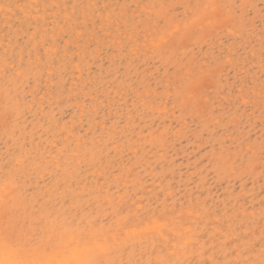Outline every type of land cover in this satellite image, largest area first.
<instances>
[{"label": "snow or ice", "instance_id": "snow-or-ice-1", "mask_svg": "<svg viewBox=\"0 0 264 264\" xmlns=\"http://www.w3.org/2000/svg\"><path fill=\"white\" fill-rule=\"evenodd\" d=\"M177 8L190 10V14L174 15ZM0 12L6 17L17 16L21 25L28 24L23 38L21 27L6 25L13 30L5 33L6 46L0 55V135L5 143H15L20 149L10 152L0 166V264H264V0L195 5H157L148 0H137L135 5L128 0H105L102 4L99 0H65L63 4L59 0H16L0 3ZM129 29L133 30L129 43L120 44L123 56L117 73L125 68L131 71L132 63L139 58L140 48L135 46L132 35L160 34L164 30L177 36V43L166 46L154 42L149 50L150 59L163 63L175 77L165 88L167 99L159 89L156 94L144 93L120 76L110 78L108 90L132 101L127 120H114L108 125L106 140L89 144L85 137L83 145L61 153L55 160L35 156L28 146V126L22 124L30 111L27 96L22 94L26 90L24 80L30 83L43 70L33 63L32 53H37L38 61L43 63L49 53L60 55L58 42L66 44L71 40L73 46H65L64 51L79 56L76 64L81 65L101 50L103 42ZM221 30L236 39L222 42L216 54L212 36ZM256 36L258 50L250 39ZM24 39L29 46L27 58L20 47ZM186 39L193 44L203 41L202 52L205 45H211L213 58H190V49L183 43ZM128 57L131 59L125 65ZM225 68L236 75L227 93L229 98L235 96L234 113H222L220 109L227 105L217 99H223L219 86L223 85ZM49 76L55 78L51 66ZM84 103L88 108V98ZM169 104L173 110L179 107L185 120L190 118L197 125L195 131L201 142L207 141L196 163L195 175L203 183L212 179L222 185L252 180L254 187L255 180L260 181L258 215L257 207L248 204V198L257 203L256 194L248 192L243 208L247 228L241 235H222L224 223L231 227L226 220L227 207L224 216L218 208L214 213L207 208L196 209L202 219L217 216L216 231L183 227L182 213H177L175 202L173 207L168 206L172 193L157 203L160 196L153 199L152 189L146 187L138 171L143 160L141 149L136 143L126 144L124 137L129 132L135 135L136 119L154 116L158 110L167 111ZM257 110L259 120L254 121ZM89 115L87 111L81 113L82 118ZM252 129H257L259 135ZM142 131L147 137L148 129ZM178 131L183 134L185 129ZM140 142L147 151L155 149L163 154L169 136L153 135L150 141ZM148 143L152 148H147ZM117 145H124L117 150L127 156V161L119 169L113 168V173L117 183L124 184L121 191L130 195L118 202L112 217L101 218L89 209L107 193L96 185H83L81 190L79 178L88 168L103 164L105 155L111 156ZM42 167L54 183L48 191L38 194L30 187V178ZM236 219H240L239 213ZM145 221L148 227H143Z\"/></svg>", "mask_w": 264, "mask_h": 264}, {"label": "rangeland", "instance_id": "rangeland-1", "mask_svg": "<svg viewBox=\"0 0 264 264\" xmlns=\"http://www.w3.org/2000/svg\"><path fill=\"white\" fill-rule=\"evenodd\" d=\"M11 2L16 0H0V3ZM28 2H42V0H28ZM56 2V0H50ZM61 4L65 0H59ZM102 4L105 0H99ZM111 2V0H110ZM137 0H128V3L135 5ZM150 3L157 5L166 3L169 5L181 4H204V3H231L232 0H148ZM34 11V9H33ZM71 11V9H69ZM186 12L190 14V10L185 8H177L174 15L183 17ZM181 23L182 21H178ZM10 26L21 27L20 35L24 37V30L28 28L25 22L21 25V21L15 15L9 14L6 17L0 12V55H3L5 42V33L12 31ZM175 27V25H173ZM132 29L119 36L114 34L112 39H107L102 43L101 50L96 52V55L85 61L81 65L76 64V60L80 57L73 56L72 52L65 53L64 47L71 48L73 42L67 41L66 44L57 43L60 48V55L54 56L49 53L45 62L41 63L37 59V53H32V60L34 64H39L41 69L32 78L29 83L24 80L26 90L22 93L27 96L30 111L28 119L23 120L22 124L28 126L26 133L29 149L33 151L35 156L41 157L43 160H55L60 157L61 153H66L69 149H75L85 143L92 144L94 142H101L102 138L107 139L108 125L112 124L114 120H127L129 110L132 106V101L129 97L123 98L108 90L107 84L109 79H114L120 76L121 79H126L130 84H135L137 88L144 93L151 91L156 94L159 89V94L167 99L166 86L174 75L170 73L163 63H157L150 59L151 45L156 42L161 45L171 46L178 42L177 36L173 33L169 35L164 30L160 34L138 32L132 35V41L135 46L140 48L137 53L138 59H135L131 65V71L127 68L120 73L116 72L119 66L123 52L120 49V44H128V36L132 34ZM170 31V30H169ZM258 31V30H257ZM236 39V37H229L226 31H218L212 36V43L215 44V53L219 54L222 42ZM255 44L257 50L259 49V37L250 38ZM35 42H33L34 44ZM188 46L190 52L189 57L203 59L207 57L209 60L213 58L211 45H205V51H201V44H193L189 40L183 42ZM23 48L22 55L27 58L29 55V46L24 39L20 45ZM252 47V43H249ZM184 49H181L183 52ZM130 57L125 58V65L129 64ZM54 60V63H53ZM112 65L111 68L109 65ZM55 78L49 76V67ZM224 81L223 85L219 87L223 90V99L219 100L221 105H227V108H221L222 113L235 112L237 110L235 96L229 98L227 93L235 81V73L229 72L227 68L223 70ZM23 79V77H22ZM103 85L102 87H97ZM214 87H217L214 85ZM215 96V93H213ZM89 100V107H85V99ZM89 112V116L82 118V112ZM135 118V116H134ZM247 121V116L244 117ZM254 121L259 120V114L253 117ZM135 135L129 132L128 136L124 137L126 144L136 143L137 147L141 149L143 157L140 165L139 174L143 177L147 188L152 189V197L155 199L157 195L160 196L161 203L164 197L169 192L172 193L168 206L175 208L177 213H182V220L180 216L176 218L181 220L183 227L192 226L201 231H216V224L218 218L216 215H210L203 219L196 215V209L203 210L207 208L210 212H215L218 208L221 216L225 215V207L229 210V215L226 217L227 221L223 227L225 231L222 235L227 238L229 235H241L247 228V220L244 219L245 213L244 200L248 192L256 194L257 203L254 204L251 198H248V204L257 207L258 215V201L261 193V183L253 181H239L225 182L223 185L219 180L212 179L208 183H203L202 179L195 175L198 172L196 163L201 154V149L207 141L201 142L199 132L195 131L197 125L192 123L189 118L185 120L184 114L179 107L173 110L172 105H167V111L158 110L155 115H146L136 119ZM142 128L148 129V135L145 137ZM178 129H185L182 134ZM170 130V131H168ZM239 133V129H237ZM255 135H259L257 129H252ZM166 134L169 136V142L165 147L163 154L158 153L157 150L151 152L145 149L143 140L150 141L153 135ZM131 137V138H130ZM23 143V139H21ZM124 145L113 146L111 156L105 155L103 164L88 168L81 176V190L83 185H96L102 188L107 196L101 198V202L94 204L89 209L91 213L101 218L112 217L116 211V205L122 199L127 198L130 193L121 191L124 184L117 183V176L113 173V168L119 169L122 164L126 163L127 156L118 151L117 148H123ZM147 148H152L150 143ZM19 146L15 143H5V138L0 135V166L3 165L5 158L10 152H18ZM128 150L124 149L126 153ZM133 153L135 149H132ZM108 152V148L104 149ZM115 161L114 164L112 162ZM111 166L109 167V165ZM54 183V178L46 168H41L37 175L30 178V187L34 188L38 194L49 190V186ZM197 201L199 203L197 204ZM115 202V203H114ZM189 212L192 215L189 216ZM239 213L240 219H236V214ZM171 219V218H169ZM159 223V222H158ZM243 225V227H242ZM148 221H145L143 227H148ZM257 234L259 229L257 228Z\"/></svg>", "mask_w": 264, "mask_h": 264}]
</instances>
